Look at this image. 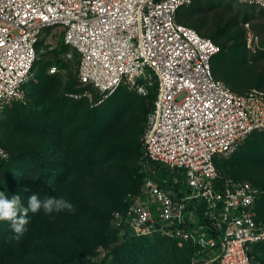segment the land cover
<instances>
[{
	"label": "built area",
	"instance_id": "built-area-1",
	"mask_svg": "<svg viewBox=\"0 0 264 264\" xmlns=\"http://www.w3.org/2000/svg\"><path fill=\"white\" fill-rule=\"evenodd\" d=\"M264 8V0H238ZM192 0H0V110L25 101V85L34 77L38 45L48 30L60 27L64 42L80 55L82 94L101 104L125 85L142 96L158 83L145 122L148 159L184 169L191 193L175 199L148 176L142 193H129L125 211L112 214L114 227L133 236L161 234L182 245L192 241L221 252L200 264H262L250 252L264 241V221L254 216L262 189L248 180L221 176L216 160L232 156L253 131H264V89L238 93L215 76L212 59L221 47L177 20ZM248 45L258 36L247 23ZM67 56H72L70 52ZM50 73L66 68L53 65ZM8 152L0 146V158ZM144 167V170H147ZM194 203V207L192 206ZM218 238L200 225L197 208Z\"/></svg>",
	"mask_w": 264,
	"mask_h": 264
},
{
	"label": "trees",
	"instance_id": "trees-1",
	"mask_svg": "<svg viewBox=\"0 0 264 264\" xmlns=\"http://www.w3.org/2000/svg\"><path fill=\"white\" fill-rule=\"evenodd\" d=\"M236 4L242 6L236 9ZM250 7L257 6L238 0H192L177 15L179 22L221 47L212 59L214 74L238 93L250 86L263 89L264 73L256 82L250 64L264 63V42L252 52L243 27L255 18ZM257 29L264 31V25ZM44 45L42 39L34 77L24 86L27 102L8 105L0 120V146L9 154L0 158V192L20 193L25 203L33 193L62 195L75 211L50 216L29 213L28 230L19 238L10 222H0V264H200L219 254L221 245L203 249L192 241L180 245L165 235L133 236L129 227L123 233L114 227L113 212L127 209V195L141 194L148 176L175 199L192 191L186 171L148 159L141 139L158 83L149 86L146 96L141 95L139 106L135 105L136 92L125 85L93 105L86 96L66 94L94 91L90 85L81 87L78 77L69 72L65 78L49 72L53 65L69 68L63 55L72 49L65 44L64 33L53 59L41 53ZM74 52L79 65L80 55ZM94 96L95 101L100 98L98 92ZM137 119L141 127L134 131ZM216 165L221 172L219 183L227 178L248 179L262 189L254 216L264 221V175L257 176L264 167V131H253L232 156L218 158ZM204 206L197 208L200 225H190L218 238L204 216ZM250 255L264 264V241L255 244Z\"/></svg>",
	"mask_w": 264,
	"mask_h": 264
},
{
	"label": "clouds",
	"instance_id": "clouds-1",
	"mask_svg": "<svg viewBox=\"0 0 264 264\" xmlns=\"http://www.w3.org/2000/svg\"><path fill=\"white\" fill-rule=\"evenodd\" d=\"M64 211L74 212L75 206L62 195L52 196L33 193L27 197L26 203L20 193L6 195L0 192V222H10L13 232L17 238L27 232L29 213L42 212L46 216Z\"/></svg>",
	"mask_w": 264,
	"mask_h": 264
},
{
	"label": "rangeland",
	"instance_id": "rangeland-1",
	"mask_svg": "<svg viewBox=\"0 0 264 264\" xmlns=\"http://www.w3.org/2000/svg\"><path fill=\"white\" fill-rule=\"evenodd\" d=\"M240 6H242V5L236 4L235 7L237 9ZM250 9L253 10V8H251V7H250ZM262 9H263V7L257 6V7H255V9L253 11H251V13L253 15H255V18L253 19L252 22H250V30L252 31V33L255 36H258L257 46L256 45H252V47H249V45H248V35H247L248 30H247V26H246L247 23L243 24V27L246 30L247 47L249 49H251L252 52H255L258 49L262 48V43L264 42V31H259L257 29L258 25L259 26L260 25H264V18H263L264 17V12H262ZM260 16H263V17H260ZM256 17H260V18H256ZM61 33H62V29L60 27H55V28L51 29L48 33H46L44 35L43 39L45 41V45H44V47L41 48V53L42 54H46L48 59H53L54 58V55H55L54 54V49L58 48L59 45H60ZM70 52L72 53V56H67ZM63 59L66 60V61H69V68L67 69V71L69 72V75H74L77 78V76H78V56H77V54L73 50H70L67 54L63 55ZM263 64L264 63H256V62H253V63L250 64V65H252L251 68H250V71H251V73L254 76L253 78L256 79V82H257V78L259 79V75L264 73L263 72L264 71V65ZM262 84H263L262 87L264 89V81H263ZM250 87H257V86H250ZM247 88H249V87H247ZM95 93H96V91H93V95H95ZM135 97L137 99L136 102H135V105L139 106L140 103L143 100L142 96L136 93ZM26 102L27 101H25L24 103H26ZM7 108H8V106H6V107H4L3 109L0 110V120L5 118V116H6L5 113H6ZM132 112H131V114H132ZM130 117L133 119V115L132 116L130 115ZM134 121H135V119H134ZM140 127H141V121L138 120L134 124L132 129L134 131H139ZM142 138H143V136H142ZM142 142H143V140H142ZM252 174L253 173H250L249 175H252ZM263 175H264V167L261 168L258 171V173H257V176H263ZM244 180H248V179H244ZM248 181H250V180H248Z\"/></svg>",
	"mask_w": 264,
	"mask_h": 264
}]
</instances>
